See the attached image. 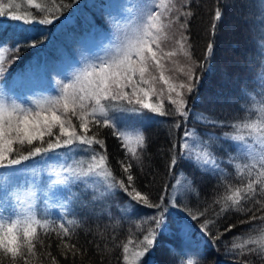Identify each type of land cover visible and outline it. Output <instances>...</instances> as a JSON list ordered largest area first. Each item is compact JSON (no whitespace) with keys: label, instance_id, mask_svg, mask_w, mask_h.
<instances>
[{"label":"snow or ice","instance_id":"snow-or-ice-1","mask_svg":"<svg viewBox=\"0 0 264 264\" xmlns=\"http://www.w3.org/2000/svg\"><path fill=\"white\" fill-rule=\"evenodd\" d=\"M27 3L34 5L37 11H14V7L18 9L20 6L14 5L13 0H9L6 5L0 4V17L7 16L8 19L21 23L19 38L11 43L0 41V76L6 71L2 65L7 56L11 55L10 64L19 58V53L24 47H36L39 33L33 29L34 25L53 24L60 19L56 13L62 14L65 7L71 6L64 4L63 0L59 3L52 0L54 10L44 4H34V0H27ZM261 3L264 5V0H261ZM186 6L185 4L184 7ZM184 7L176 8L174 0L130 3L122 17L123 22H115L109 43L101 49L102 54L85 56L82 65L65 78L66 82H62V87L57 89L55 95L21 102L11 94L0 92V169L8 170L7 176L23 174L27 166H17L37 157L45 162L48 159L58 160L59 157L54 154L58 149H65L63 162L58 168L49 170L47 182L42 185L46 200L59 195L67 201L60 206L67 208L69 204L89 200V197L91 201L101 199L118 187L137 204L157 210L156 214L149 218V227L137 244L139 250L131 254V259L128 253L132 240L129 239L123 245L125 264H146V257L155 247L157 238L162 235V230L168 228V205L181 209L192 220L205 216L204 211L197 210L193 214L190 207L182 206L178 196L167 199L162 195L159 203L151 202L147 194L141 193L134 186L135 177L130 162H120L127 182L118 179L108 164L105 141L99 138L97 131H93L94 126L111 128L113 135L126 149V157L130 153L132 159L139 162L137 149L145 145V136L139 125H142L145 119L152 118L148 113L159 116L172 114L171 111L164 110L162 97L165 90L168 93V102L175 107V113L183 118L184 124L187 123L192 114L189 100H193L194 106V94L212 55L217 23L222 19L223 7L218 4L214 11L210 29L212 38L207 43L202 60H196L192 55L190 37L187 34L192 13L190 9L185 11ZM174 9L178 15L173 19L169 14ZM44 12H47V15L38 18ZM181 17L184 18L180 23L182 31L176 43L179 45V51L184 53L190 63L186 70L180 69V75L184 79L177 82L178 78L165 75L166 71H170L166 68L165 59L176 56L177 52H165L161 42L168 38L166 30L180 21ZM261 28L264 30V20L261 21ZM256 43L261 56H264V35ZM260 79L264 81V71L261 72ZM158 84L163 87L158 89ZM152 97H156L158 103H153ZM258 113L259 118L255 120L234 124L236 134L230 137L232 141L238 142L236 146L230 145V148L235 150L239 147L243 155L251 161L243 165L237 164L236 168L240 172L248 169L249 175L255 170L256 178L249 180L245 187L237 188L221 201H217L223 205L219 214L227 212L229 207L245 211L246 203L255 197L257 185H260L259 193L264 194V102L261 103ZM199 119L206 118L201 114ZM76 121L79 122L78 125ZM174 126L180 128L181 121H176ZM212 149L211 143L200 139L195 129L185 128L183 143L179 144V160L176 155L172 156L169 172L174 173L181 161L204 172L220 171ZM76 156L81 158L75 159ZM182 175L187 180L183 188L190 189L195 181L188 179L186 173ZM73 185L78 194L72 192ZM181 185V179L177 178L172 187L175 189ZM38 187L40 186L36 185L35 175L32 176L31 182L25 180L23 185L10 183L0 186V252L8 258L7 264H19L20 260L28 264V257L36 255L37 244H44L40 230L45 234L54 231L57 235H70L71 230L64 223L53 228L54 222L38 215L35 204L39 195ZM89 188L93 190L89 192ZM56 203L60 201L57 200ZM256 203L262 202L256 200ZM258 211H264V207ZM257 218L253 214L241 223H251ZM259 219L264 220V217ZM216 222L205 219L200 225V231L207 235L213 244L235 227L229 224L223 231L218 230V235H214L210 226ZM67 223L76 225L74 220ZM249 244L260 245L261 248H248L247 253H240L241 258L245 254L259 256L261 250H264V237L259 240L245 239L244 245L233 243L229 251L235 256L236 249ZM64 247L76 248V245L65 243ZM180 254L187 255L185 252ZM195 255L199 256V253ZM52 264H57L55 257H52ZM180 264H183V260ZM188 264H198V261L189 258Z\"/></svg>","mask_w":264,"mask_h":264},{"label":"trees","instance_id":"trees-1","mask_svg":"<svg viewBox=\"0 0 264 264\" xmlns=\"http://www.w3.org/2000/svg\"><path fill=\"white\" fill-rule=\"evenodd\" d=\"M105 1L63 0L64 4L71 6L65 7L62 14L56 13L60 19L51 25H34L33 29L39 33L36 47H24L19 53V58L10 64L11 55L7 56L2 65L6 71L0 76V92H4L10 83L13 84L15 78L17 80L33 71L41 58L60 61L66 67L74 65L81 42H87L92 27L96 28L92 33L95 37H105L106 31L113 29L110 28L105 15L103 7ZM59 2L60 0H57V3ZM8 3L9 0H0V4ZM13 3L20 6L18 9L14 7V11L20 13L37 11L34 5L27 3V0H13ZM37 3L54 10L52 0H34V4ZM174 3L176 8L184 7L186 4L184 10L190 9L192 13L187 34L190 37L192 55L196 60L204 58L207 43L212 38L210 29L217 5L223 7L222 19L217 23L212 55L194 94V106L193 100H189L192 114L187 123L184 124L183 118L175 113V107L168 102V93L165 90L162 97L164 110L171 111L172 114L148 119L139 125L145 136L144 147L137 149L139 162L132 159L130 153L126 157V149L113 135L111 128L94 126L93 131H97L99 138L105 141L108 164L114 175L127 182L120 162L132 163L134 186L141 193L147 194L153 203H159L162 195L168 199L176 171L186 173L190 180L195 181L190 190H185L182 195L177 196L181 205L190 207L193 214L199 210L204 211L205 216L199 220H192L181 209L168 205L166 211L168 228L162 230V235L157 238L155 247L146 257V264H180L181 260L183 264H188L189 258L198 261V264H264V250H261L259 256L245 254L241 258L240 255L242 252L247 253L248 248L259 249L260 245L249 244L238 248L235 256L229 251L233 243L244 245L245 239L259 240L264 237V220L259 219L264 217V211H258L264 207V194L258 191L260 185L256 186L254 199L246 203L245 211L229 207L227 212L219 214L223 205L217 202L256 178L255 170L249 175L248 169L240 172L236 168L237 164L243 165L251 161L243 155L239 147L235 150L230 148V145L238 144L230 137L236 134L234 124L259 118L258 109L264 102V81L260 79V74L264 71V56H261L256 43L264 35L261 28L264 13L259 16L260 2L257 0H174ZM94 9L98 12L96 17L92 13ZM171 14L173 19L178 15L175 9ZM44 15H47V12L40 14L38 18H44ZM73 16H76L74 22L66 25L67 20ZM183 19L181 17L176 23L177 29L175 23L173 24L175 28H171L173 41L166 39L161 42L165 52H177L176 56L165 59L166 68L170 70L166 72L178 78L177 82L184 79L180 75V69L186 70L190 63L179 48L174 49L170 46L171 42L172 45H176V41L180 39L182 31L180 23ZM20 29V22L10 20L7 16L0 17V41L13 42L19 38ZM166 33L168 34L167 30ZM62 82L59 81L58 84L62 85ZM33 85L34 93L42 91L55 95L57 92L53 84L36 82ZM162 87L161 84L157 85L158 89ZM11 90L12 92L8 94L16 96L13 93H16V89ZM201 114L205 120L199 119ZM178 120L181 121L180 128L174 126ZM75 123L78 125L79 122ZM185 128L195 129L200 139L211 143L220 171L204 172L181 161L174 173L169 172L172 156L176 155L179 160V144L183 143ZM59 150L63 149L57 151ZM40 159L37 157L32 161H25L23 165L17 167L24 168ZM7 171L0 169V174ZM88 191L91 192L90 189ZM74 193L78 194L75 186ZM256 200L262 203L257 204ZM89 201L91 197L86 201L73 202L69 204L65 213L59 212L56 215L50 213L43 217L38 214L42 219L54 222L53 228L64 223L71 231L70 235L65 237L63 233L57 235L56 232L50 231L45 234L40 230L44 244H37L36 255L28 257V264H52V257L56 258L57 264H125L122 249L129 239L132 240L128 253L131 259V254L139 250L137 244L149 227V218L156 214L157 210L137 204L118 187L106 193L101 199ZM123 204L130 205L132 211L123 210ZM253 214L258 217L256 220L241 223ZM205 219L217 221L210 226L214 235H218V230L223 231L229 224L235 227L213 244L211 239L200 231V225ZM69 220L76 221V225H69L67 223ZM237 237L240 239H236ZM65 243L74 244L76 248H65ZM181 252L187 255L181 256ZM197 252L199 256L195 255ZM0 262L3 264L8 262V258L4 257L2 252ZM19 264H24V261L20 260Z\"/></svg>","mask_w":264,"mask_h":264},{"label":"rangeland","instance_id":"rangeland-1","mask_svg":"<svg viewBox=\"0 0 264 264\" xmlns=\"http://www.w3.org/2000/svg\"><path fill=\"white\" fill-rule=\"evenodd\" d=\"M145 2H151V0H106L105 3L103 4L104 7V11H105V15L107 16V19L109 20V25L110 28L113 27V29H109L107 32V35L105 37L103 36H92V33L94 31V29H96L95 27H92L89 34L88 38H87V42H81V48L78 51V55L75 58H72V61L74 60L75 64L66 67L62 62L57 61V60H49V59H45V58H41L39 59V64L33 69V71L31 70L30 73L24 75L21 78H18L16 80V78L14 79V83H10V85L8 87H6V90L4 91V93H10L12 92L11 89H16V93H14V95L16 94L15 97L19 98L21 102H30L32 99L34 98H40L42 96H48L53 94L52 92L50 93H45L42 91H38L35 92V87H33V84L37 83H48L50 85L53 84V86H55V88H60L62 87V85L58 84L59 81H65V78L67 76H69L71 74L72 71H74L75 69L79 68L82 63H83V59L85 56H91L93 54H102L101 53V49L107 45L111 39V33L114 31V26H115V22L116 21H120L123 22L122 17L125 15V9L128 6V4L130 3H145ZM156 2H159V0H156ZM257 2H260L259 8H258V13L259 16L261 14L264 13V5H262L261 0H257ZM92 10V8H91ZM92 13L95 15H97V9H94V11H92ZM172 18V14L170 13L169 15ZM76 16H73L72 18H69L66 22V25H69L71 22H74ZM177 23V22H176ZM176 29H177V25L176 24ZM71 25V24H70ZM175 25L173 27V24L171 25V27H169L167 29L168 31V38L170 39V41H173V37L171 34V28L173 27V29L175 28ZM176 31V30H175ZM96 43V45H95ZM95 45V47H93ZM85 46V47H84ZM171 47H174V49H178L179 46L176 43V45H172V42L170 43ZM165 75H169L167 72H165ZM21 94V95H20ZM152 102L153 103H158L156 100V97H152ZM147 111V110H146ZM149 116H152V118H158L160 117L159 115H153L151 113H148ZM151 118V119H152ZM148 119H145L144 121H146ZM65 152L66 150H59L57 151L54 155L59 157V159H48L47 162H45V160H38L35 162H32L31 164H29L27 166V170L18 176L15 177H9L5 174H0V186H4V185H8L10 183H14V184H20L23 185L25 180H28L29 182H31V178L33 175H35V180H36V185L40 186L37 188V191L39 193L38 198L35 201L36 204V208L38 211V214L41 215V217L50 214V213H55V215L57 213H65L67 211V208H63L60 206V204L62 203H67V201H65V199L61 196H56L53 199H45L44 197V189L42 187V185L47 182V178L49 175V170L51 168H58L59 165L63 162L64 160V156H65ZM80 156H76L75 159H80ZM69 163H71V160L68 161ZM182 171H176L175 173V178L172 182V185L176 184V179L180 178L182 181V185L181 186H177V188H173L172 185L170 187V192L168 194V199H172L175 196H180L184 193L185 189L183 188V184H187V180H185L184 176L182 175ZM189 179V178H188ZM74 186H71V190L74 193ZM101 190H102V186ZM91 191L93 190L92 188H89ZM190 190V189H187ZM186 190V191H187ZM60 201V203H56V201ZM122 209L130 212L132 211V207L130 205L127 204H123L122 205ZM149 264V263H148Z\"/></svg>","mask_w":264,"mask_h":264}]
</instances>
